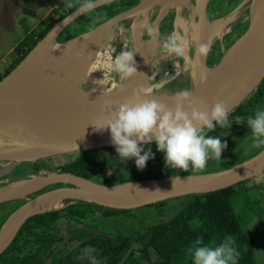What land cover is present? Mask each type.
Instances as JSON below:
<instances>
[{"label": "rangeland", "instance_id": "1", "mask_svg": "<svg viewBox=\"0 0 264 264\" xmlns=\"http://www.w3.org/2000/svg\"><path fill=\"white\" fill-rule=\"evenodd\" d=\"M71 1H82L84 3L87 2V0ZM241 2L242 0H209L207 6V17L210 21L214 20L212 22L219 20L218 17L225 18L228 15L233 14L235 8L238 7ZM67 3H69V0H0L1 72H5L8 69H11L10 72H12L18 66L22 60H20L21 51H17L18 43L23 41L26 43V45H30L36 40V45L47 34L48 31L41 38L37 39L42 30L46 28L50 17L57 18L60 15L65 14L68 9V7H66ZM137 3H139V0H136V4ZM249 4L250 3H246L244 6L239 8L240 14L236 20L231 23L230 30L223 35V40L220 41L218 38H216L212 42V45L210 46L211 52L206 57V63L208 62L211 64L214 62V64L209 66L217 65L223 56V47H226L228 42L229 45H231L242 34V31L247 28L251 8ZM130 8L131 7H128L123 2H121L112 4L108 7H97V9L92 10L91 12L88 11L85 13V15L78 17L77 20L70 24L69 28L66 30L65 27L63 30L66 35V39H62V41L57 42L58 44H63L73 39H82L84 34H88L99 24L103 23L113 15ZM201 13H199L196 17L200 19ZM133 16L134 15L122 20V22L127 21V23H124V27L121 26V21L117 24V26H115V29L111 34H114L112 39L113 42H111L109 47L104 49V54H101L100 59H97V61H99H95L93 63L94 67L92 70L90 69L91 72L89 73V77L80 82L79 89L83 90L84 88L87 89L94 86L98 87L99 90L105 91L106 88L110 87L112 82L115 88H118L120 84H124V81H120L118 74L110 70V57L114 58L115 55L119 54L123 50L135 49V61L140 58V50L137 47V44L132 46L133 42H136L137 35L135 33H127V29L129 28ZM174 17L176 18V14L173 12L161 18L160 28L162 31H164L163 35L160 37L161 39L163 38L162 41L170 34V31L172 30L171 24ZM210 24L211 22L207 21L203 25ZM121 28L124 29L123 32L121 31ZM67 37L70 38L67 39ZM139 38L143 42L152 40V38L149 37L147 33H142ZM216 42L219 43V49L221 51H219L218 47L215 45ZM33 47H31L29 51L33 49ZM228 48H225V50ZM192 49L190 54L194 56L196 54V48L195 50L193 49V51ZM227 57L228 56H226V58ZM226 58L219 64L221 65V68L216 72L222 70L223 66L225 65ZM17 60L20 61L17 63ZM202 60L204 61V57H202ZM184 63L185 62L182 58L177 57H174L173 59H163L156 65V72L150 79H148L149 83L148 86L146 85V89H151L153 93L171 91L178 92L185 89L189 90L192 85H181L179 84L180 82L174 84L175 80L182 76H176L179 73L176 72V69L179 67V65H184ZM216 69L217 67L214 68V70ZM109 80L113 81L109 82ZM256 102L252 104L255 107L251 114L234 115L236 113L235 112L233 114L234 116L232 115L229 117V121L231 123H245L248 128L247 134L241 138L223 139L222 142H226L227 147L223 150L221 159H209L207 166L203 171H194L191 167L189 168L188 172L179 169H172L169 166H166L165 153L158 151L155 147L150 146H143L141 155L147 152L150 148L151 152L153 153V158L149 159L146 162L145 168L141 170L136 167L135 158H129L127 160L119 158L118 153L116 152V147H114L98 150L100 153L98 168L91 179L98 183L110 185L125 181L153 179L172 175L204 174L224 170L237 163H240L241 161L248 159L264 148V146H253L254 140L252 137V132L247 124L248 117L254 116L257 109L264 110V99L261 101L259 100L257 103ZM81 152L82 151L64 154H48L45 156L36 157L32 160L0 159V188L5 187L11 182L26 179L32 176L43 177L56 173L64 174L70 171L71 167H67L68 163L74 161L76 164L82 160L80 157ZM246 179L249 180L247 181L244 192H241V194H239L233 200V204L246 228L250 229L252 225L259 219L264 220V172ZM67 186H75V184L61 180L51 182L39 190H36L24 197L13 198L7 200L6 202L0 203V226L10 214H12L26 202L33 199L38 194ZM189 199V196L183 195L169 198L165 200L166 203L162 205L152 204L129 208L130 211L128 214L124 215L125 217H121L122 221L124 222L122 224H126V226H128V224L132 223L134 225H150L156 223L161 219L169 218L175 215L181 208L184 207ZM94 204L97 203L83 200H72V202L66 203L64 207H67L68 205H75V207L81 209V212L85 213L86 216H82L80 219L76 216L72 217L68 215V217H63L54 224L50 230L57 235V248L52 256L43 255V259L46 264H56L61 256L73 246L75 241L72 238L73 234L71 231H78L85 228H98V223H101L103 218L99 211H97L95 214H92V210L96 209ZM27 250L28 248L25 249V251ZM154 257L155 254L152 252L151 258L153 259ZM134 260H137V264H150L151 261L142 259L141 255L139 254L134 256L133 261ZM255 260L256 264H264V225L258 235ZM130 263L131 262L128 264ZM190 264H193V261Z\"/></svg>", "mask_w": 264, "mask_h": 264}, {"label": "water", "instance_id": "2", "mask_svg": "<svg viewBox=\"0 0 264 264\" xmlns=\"http://www.w3.org/2000/svg\"><path fill=\"white\" fill-rule=\"evenodd\" d=\"M113 1L115 0H92V2L94 3V7L91 9H85L83 7L86 3L85 2L74 9L72 12L68 13L62 19L58 20L48 30L47 34L33 47V49H31L25 55L18 66L0 81V84L5 80H8L10 84H14L17 81L20 73L26 68V64L31 59L40 55L50 41L55 43L57 41L58 35L66 26L74 22L84 13ZM189 1L190 0H139V3H137L130 9L113 15L103 23L96 26L93 30L102 28L106 24L110 23L113 24V32L115 26H117V24L121 20L136 14V12L144 4L173 6L186 4ZM245 1L246 0H242L239 6L235 8V11L241 8ZM208 2L209 0H205L202 5V15L204 16L206 21L212 22L214 20L210 21L207 17ZM160 20L158 21V24ZM85 35L86 34H84V36ZM222 38L223 37H221L219 40L222 41ZM198 39L200 40V38ZM228 53L230 54V56ZM188 55H191L189 51ZM226 56H229L228 61L223 66L219 76L215 80H210L209 83L205 84V90L202 92V94L195 98V101L197 102V105L201 108V110L205 111H210L214 103H216L217 101L222 102L229 110V118L236 112L238 108H240L244 103H246L255 95L260 84L264 80V0H258L253 7L251 6L249 23L246 30L229 46L228 49H224L223 56L219 60V63L215 66H209L206 63V57H204L205 67L207 69H214L226 58ZM136 94L137 97L141 99L149 98L145 97L143 93H141V91L137 92ZM104 95L107 94H101V96ZM161 95L162 93H154L150 96L156 98V96ZM76 96L78 99H81L83 97V94L82 92H77ZM111 98L113 97H108L109 101H111V104L114 105L111 106L113 108L112 110L103 111L89 108L84 112H77L31 96L22 94H0V130L15 132L23 140L38 145L41 148L49 151L51 154H64L75 151L114 148L116 146L112 143L110 130L97 128L103 126L105 118L115 112V110L120 106V102L121 104L124 103V99L122 98ZM209 133L210 132H208L207 134ZM144 146L157 148L154 139L151 144ZM0 159L11 158L3 155L0 156ZM256 165H264V148H262L260 151H258L248 159L241 161L240 163H237L227 169L204 174L172 175L153 179L125 181L117 184L107 185L98 183L91 178H86L74 172L68 171L64 174L56 173L43 177L32 176L23 179L29 181L30 183L21 186V188L19 187V189L26 188L32 183L34 179H41L44 182L42 183V185L34 188L28 193L18 196H12L13 191L17 188V186H14L15 182H17L18 180L11 182L5 187L0 188L2 189V191H0V203L6 202L7 200L13 198L24 197L36 190H39L40 188L51 182L61 180L64 182L75 184L70 179H53L54 177H59L61 175L70 176L74 180L77 179L86 182L90 185V188L83 189L76 184L75 186L60 187L40 193L30 201L23 204L25 206V211L14 225L11 233H8L9 231H7L6 225L9 220H11L12 216H14L15 211L10 214L4 221V223L0 226V233L2 234L1 237L6 238L5 244L3 246H0V253H2L7 248V246L16 236L20 227L30 216L45 212H31L32 208L38 201L52 197L54 195H58L62 192L68 191L76 193L105 194L109 197H114L123 201L124 203H126V205L103 206L113 208H133L153 204L173 197L194 193H203L233 185L241 180L246 179V177L234 179L214 188L206 190L199 189L205 183L219 180L220 178L225 177L227 174L244 171ZM168 177H188L189 180L184 181L177 187L162 191L161 193H157L156 195L148 196L138 201H132V197L129 195V193L121 188L122 186H124V184L129 185L140 181L159 180ZM133 233H135V231L125 232L122 234V236L132 235Z\"/></svg>", "mask_w": 264, "mask_h": 264}, {"label": "bare ground", "instance_id": "3", "mask_svg": "<svg viewBox=\"0 0 264 264\" xmlns=\"http://www.w3.org/2000/svg\"><path fill=\"white\" fill-rule=\"evenodd\" d=\"M204 1L205 0H190L186 4L173 6L154 4L142 5L136 14H134L129 28L127 29L128 34L135 33L137 35L136 42L134 41L132 44V46L137 44L140 50V58L135 61L137 75L124 81L123 85L117 84L119 85L118 88H115L112 82L110 87L106 88L105 91L99 90L98 87L94 86L92 88H84L83 90L79 89L80 82L89 77V73L94 67L93 63L97 61V59H100L101 54L105 52L104 49L109 47L111 42H113L112 39L114 34L111 35L113 24L108 23L104 27L95 29L86 34L82 39H73L63 44H58L57 41L55 43L50 41L40 55L31 59L26 64V68L20 73L14 84H10L8 80L0 84V94H22L31 96L77 112H84L89 108L103 111L112 110L113 108L111 106L114 105L109 101V96L113 97L111 99L122 98L124 99V103L133 101L139 98L136 93L141 89H146V85L148 86V79L156 72V65L163 59H173L175 57H168L163 53L161 49L163 38H160L159 33L155 39L152 38V40H148L147 42H143L139 38L142 33H147L146 30L141 27V24L145 21L150 23V16L156 14V19L152 24L158 26L160 18L174 12L176 18L173 22L170 34L175 31L191 41L189 48L190 52L193 47L194 50L197 48L198 43H209L211 46L214 39L223 37V35L230 30L231 23L235 21L240 14V10L238 9L225 18L211 22L210 25H203L207 22L201 13ZM257 1L258 0H246L244 4L250 3L249 5L253 7ZM244 4L242 6H244ZM199 13H201V21L196 17ZM198 38H200V40ZM133 50L135 51V49ZM190 56L192 62L190 64L184 63V65H179L176 69V72L179 73L176 76L179 77V75H182L184 77L188 75L190 85H192L189 89L195 100V98L205 90V84L209 83L210 80H215L219 76L221 71H216L221 68V65L218 66L216 70L213 69L209 71L205 67L202 57L197 56V52L194 56H192V54ZM228 58L229 56L226 58L225 64ZM201 61H203V65ZM111 81L113 80H109V82ZM77 92H82L83 97L81 99L77 98ZM103 93L107 95L101 96ZM151 94L154 93L151 92ZM175 94L176 92L172 91L163 92L161 96H156V99L169 106H173L175 103ZM148 97L154 98L153 96ZM48 154L51 153L38 145L23 140L15 132L0 130V156L4 155L11 159L18 160H32L36 157ZM263 170L264 165L252 166L247 170L227 174L219 180L205 183L199 189L206 190L223 185L234 179L248 178L262 174L264 172ZM53 179H70L83 189L90 188L88 183L77 179L74 180L70 176L61 175ZM186 180H189V178L168 177L159 180L140 181L129 185L124 184L121 188L129 193L132 197V201H138L177 187ZM43 182L44 181L41 179H34L26 188L19 189V187L21 188V186L29 184L30 182L23 179L18 180L15 182L14 186H17V188L14 190L15 192L13 191L12 196L24 195L42 185ZM0 191H2V189H0ZM72 200H83L110 206L126 205L123 201L105 194L66 191L38 201L31 212L60 209L64 207L66 203L72 202ZM24 211V205L15 211L14 216H12L11 220H9L6 225L7 231H9L8 233H11L14 225ZM1 235L0 233V246H3L6 242V238H2Z\"/></svg>", "mask_w": 264, "mask_h": 264}, {"label": "trees", "instance_id": "4", "mask_svg": "<svg viewBox=\"0 0 264 264\" xmlns=\"http://www.w3.org/2000/svg\"><path fill=\"white\" fill-rule=\"evenodd\" d=\"M121 2L128 7L136 4V0H115L100 7H108ZM69 3L72 4V7L68 8L65 14L57 18L50 17L46 28L42 30L37 39L41 38L58 20L84 2L69 0ZM95 9L97 8L92 10ZM69 26L70 24L66 26L65 30ZM245 30L246 28L242 33ZM62 39H66L64 30L58 35L57 41L60 42ZM35 42L36 40L30 45H26L23 41L18 43L17 51H21L20 60L25 57L29 49L35 45ZM215 45L219 49V43L216 42ZM229 46L228 42L226 47L223 48ZM224 49L222 52H224ZM219 51L221 50L219 49ZM220 54L222 55L221 52ZM20 60H17V63ZM201 63L203 65L202 61ZM207 64L213 65L214 62L211 64L207 62ZM10 70L0 71V81L9 74ZM178 82L181 85H190L188 75H185L182 79H176L174 84ZM263 98L264 80L255 95L238 108L234 115L248 114L246 107ZM229 124L230 127L226 128L217 126L208 135L223 140L241 138L247 134L248 128L245 123H231L229 121ZM99 156L98 150L82 151L80 153L82 160L76 164L72 161L67 164V167H71V172L86 178H92L98 168ZM248 180L244 179L233 185L203 193L187 194L190 197L189 201L175 215L150 225L127 223L128 226H126V224H122L124 222L121 217L128 214L129 208H113L94 204L97 210L93 209L92 214L99 211L103 218L101 223H98V228L71 231L75 243L61 256L56 264H92L83 251L88 247L96 249L93 255L99 261V264H128L129 262H131L130 264H137V260L133 261L134 256L137 254L141 255L142 259L151 260L150 264H190L193 258L188 249L194 247V242L197 239L202 240L205 245L216 246L223 242L227 236L234 238L235 247L239 252L236 264H256V244L264 220L259 219L250 229H247L233 204V200L241 192H244ZM164 203H166L165 200L153 204L162 205ZM68 215L80 219L82 216H86L75 205H68L61 209L30 216L20 227L7 248L0 253V264H46L43 255L52 256L57 248V235L51 232L50 229L56 222L63 217H68ZM128 229L129 231L134 230L135 233L122 236L123 233L128 232ZM26 248H28L27 251H25ZM150 252L155 254L153 259Z\"/></svg>", "mask_w": 264, "mask_h": 264}, {"label": "clouds", "instance_id": "5", "mask_svg": "<svg viewBox=\"0 0 264 264\" xmlns=\"http://www.w3.org/2000/svg\"><path fill=\"white\" fill-rule=\"evenodd\" d=\"M71 8L72 4L67 3ZM85 9L94 7L92 0H87ZM149 37L155 39L158 27L147 21L141 24ZM123 32L124 29L121 28ZM191 45L185 36L172 32L161 43L163 53L168 56L182 58L185 64L192 62L188 51ZM198 57H207L211 52L209 43H198ZM136 52L123 50L114 58L110 57V70L117 73L120 81H126L137 75L135 67ZM145 97L151 95V89H141ZM229 110L222 103H214L210 111L201 110L193 99L190 90H181L175 94V103L169 106L156 98L135 99L121 104L114 113L105 118L103 126L97 128L109 129L112 143L116 146L119 158L127 160L135 158L138 169H144L146 162L153 158L149 148L141 155L143 146L151 144L153 139L157 150L165 153L166 166L188 172L203 171L209 159H221L223 150L227 147L221 138L207 133L220 128L230 127ZM251 129L254 147L264 146V110L257 109L254 116L247 119ZM84 255L92 264H99L93 253L96 249L88 247ZM188 252L193 258V264H236L239 252L235 240L231 236L216 246L203 244L197 239L194 247Z\"/></svg>", "mask_w": 264, "mask_h": 264}, {"label": "flooded vegetation", "instance_id": "6", "mask_svg": "<svg viewBox=\"0 0 264 264\" xmlns=\"http://www.w3.org/2000/svg\"><path fill=\"white\" fill-rule=\"evenodd\" d=\"M169 14H170V13H169ZM128 18H129V17H128ZM125 19H126V18H125ZM150 19H151L152 21H151ZM155 19H156V14L150 16V17H149V21H150V23H152L153 21H155ZM174 19H175V17H174ZM174 19L172 20V24H171L172 27H173ZM120 23H121V26L124 27V23H127V21L122 22V20H121ZM160 25H161V22H159V24H158V26H157V27H158V33H159V36L161 37V36L163 35V32H164V31L161 30ZM170 32H171V31H170ZM182 78H183V76H181L179 79H182ZM133 231H134V230H133Z\"/></svg>", "mask_w": 264, "mask_h": 264}, {"label": "crops", "instance_id": "7", "mask_svg": "<svg viewBox=\"0 0 264 264\" xmlns=\"http://www.w3.org/2000/svg\"><path fill=\"white\" fill-rule=\"evenodd\" d=\"M218 18H219V17H218ZM76 20H77V19H76ZM72 23H73V22H72ZM222 40H223V38H222ZM224 41H225V40H224ZM263 99H264V98H263ZM263 99H261V100H263ZM261 100H260V101H261ZM257 102H259V100H258ZM257 102H256V103H257ZM252 106H253V105H251V106H249V107L247 108V110H248V114H251L252 110H253L254 107H255V106H253V107H252Z\"/></svg>", "mask_w": 264, "mask_h": 264}]
</instances>
